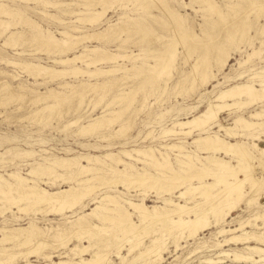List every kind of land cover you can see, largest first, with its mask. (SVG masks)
<instances>
[{"label": "rangeland", "instance_id": "1", "mask_svg": "<svg viewBox=\"0 0 264 264\" xmlns=\"http://www.w3.org/2000/svg\"><path fill=\"white\" fill-rule=\"evenodd\" d=\"M0 1L7 3L11 9L19 10V14L0 16V19L6 20L0 27V32L3 28L6 29V33L0 35V174L7 178H9L8 173L14 171L27 176L35 163L45 164L55 157L99 156L105 158L104 156L108 153H119L126 163L134 166L135 173L142 172L143 167L152 174L167 173L169 171L166 167L157 169L145 159H136L138 160L136 161L123 151L134 153V157H138L135 152L138 148L146 150L152 148L151 150L159 156V151H168L174 166L179 169L181 165L176 159L179 150L171 149L169 145L182 143L190 147L192 152L198 151L200 155H205V151L199 150L192 143L194 138L212 134L217 131L221 123L231 125L237 115L249 118L253 111L264 108V102H258L248 107L226 110L222 113L220 121L211 124L206 130H197L190 135L177 134L179 127L174 125L177 120H187L200 114L218 93L234 84L250 81L256 87H262L261 84L264 81L262 77L253 80H250V77L254 74L264 76V0H214L225 14L224 19L217 11L209 10L201 0H47L48 2L41 0L34 3L23 0ZM85 5H89L92 10L102 11L105 8L107 11L101 18L89 21L90 15L85 10ZM173 12L178 15L172 17ZM135 17V20L131 19ZM244 20L249 24V31L236 30L237 25L245 28ZM110 25L112 30L109 33H103L104 29ZM48 30L52 31V35L57 38L58 45L49 46L44 42L43 34H47ZM63 31H68L69 35H64ZM13 32H16L15 36L10 37ZM204 32L211 38L206 39ZM196 35L200 37H195ZM62 38H71V41L64 45ZM89 48H100L120 56L115 61L106 60L89 65V58L98 57L102 52L99 50V52L91 53L87 50ZM168 50L177 51L170 75L161 70L166 63L164 59H168ZM253 50H258L260 53L251 58ZM77 55L80 58L75 63L67 64V67L77 65L86 70L112 69L113 71L93 76L87 73L74 74L70 71L71 73L67 72L66 75L52 77L32 74L22 65L15 66L8 62L11 60L40 62L59 69L63 65L55 62V59L72 58ZM227 56L228 60L224 66L218 62L222 57ZM196 63L198 68L194 69ZM156 64H159L158 67L153 68ZM134 65L136 67H133ZM81 82L85 83L86 87H82ZM98 82H107V84L92 91L91 84ZM51 88L65 93L75 89L78 93H71L72 95L67 96L59 105H55L56 107H48L42 111L45 105L54 103V100L36 102L34 98L42 92L47 93ZM104 114L119 118L115 123L113 122L114 124L109 123L103 128L83 130V127L92 119ZM121 125H125L126 128L121 129ZM170 129L174 133L164 134V131ZM219 133L223 134V131ZM246 138L249 141L252 139ZM25 152L32 153L25 155L23 154ZM217 155L230 159L223 153H217ZM195 156L192 158V163L197 166L200 162ZM81 162L88 164L85 159ZM231 163L237 168L240 166L235 159H231ZM118 165L119 169L125 168V163ZM55 169L58 173H66L64 167L58 166ZM240 176L244 178L242 174ZM71 177L74 181L72 182L76 184V175L72 174ZM65 178L68 176L65 175ZM30 179H34L50 191L67 188L69 185L68 179L53 175L37 178L31 176ZM129 179L122 178L117 183L108 184H102V180L94 181L97 185L94 189L96 191L93 190L87 194L75 210L67 209L57 212L32 208L27 214L19 212L14 206L12 211L0 213V229L5 225L7 227L17 224L26 226L30 221H35L38 226L48 232V235L43 236H47L48 240L52 239L53 230H61L63 236L58 241L59 245L41 251V253H52L55 261L74 257L78 260L79 254L75 253L81 248L95 241H98L101 246H106V240H109L112 244L109 246L110 254L112 253L110 264H201L206 258H217L216 256L222 250L244 249L246 244L240 243H225L226 245L219 246V242L224 243V239L229 237L230 233L227 235V233H219L218 230L221 227L235 228L239 226L240 221L253 219L264 207V197L255 199L249 206L243 202L242 209L235 211L225 223L210 228L205 227L206 230H200L197 236L189 237L186 232L184 238L176 239L178 246L173 242L174 238L171 237L168 229L165 232H163L164 228L162 232L160 231L161 226H167L168 220L145 222L146 226L155 225L147 227L150 233L143 237L145 239L142 240L143 244L139 242L132 250L133 252L129 251L132 245L129 242L128 244L120 242L122 246L119 242L115 243L117 239L119 241V238L123 237L125 232L115 228L116 221H105L107 231L98 227H96L98 230L91 228L92 234L96 232L91 240L77 238L78 231L89 228L86 226H90L93 222L101 223L99 218H95L97 216L91 215L87 216L88 222H85L83 226L75 225L77 218L91 211L96 206L95 201L107 193L121 196L120 200L123 199L124 204H126L125 199L141 202L144 197L148 207L162 205L163 199L160 196L165 195L163 198L169 196L164 193L169 186L163 182L157 184L150 182L142 186L140 182L134 184L132 178ZM204 179L212 181V177ZM197 182L198 179L194 178L191 183L197 184ZM248 188L249 185L245 181L244 189ZM192 199L191 204L194 203ZM45 208L47 205L41 207V209ZM130 211L133 212L131 221L144 227L145 224L143 225L139 218L140 214L133 209ZM124 215L123 213L119 215V219H124ZM257 223L261 224L264 230L262 220H257ZM73 227L76 229L73 230ZM157 227L160 229L158 232ZM239 231L238 233L242 232ZM0 233L2 238L3 233ZM153 237H160V241L167 242L163 259L135 261L134 256L141 251L146 252ZM134 238L136 237L131 236L132 240ZM252 244L255 243L252 242ZM7 246L10 247L11 244L0 241V252ZM31 247L33 246L30 245L28 248ZM73 248H76L75 251L72 250ZM94 248L96 247L89 248L83 257L90 258L92 252L96 251ZM1 254L0 259L3 257ZM123 255L126 257L125 263L121 261ZM30 259L36 263L43 260L36 253L31 254ZM226 260L223 264L234 263L229 259ZM18 263L22 262L18 261Z\"/></svg>", "mask_w": 264, "mask_h": 264}, {"label": "bare ground", "instance_id": "2", "mask_svg": "<svg viewBox=\"0 0 264 264\" xmlns=\"http://www.w3.org/2000/svg\"><path fill=\"white\" fill-rule=\"evenodd\" d=\"M23 1L26 2L33 1L34 3V1L38 2L41 0H23ZM201 1L204 4H206L209 10L217 11L221 15V17H223V19L225 18V14L218 8L214 0H201ZM44 2H48V1L44 0ZM85 6H86L85 10L88 11V14L90 15L88 18L89 21L101 18L102 16L105 15L107 11V9L105 8L102 11L100 10L97 11V10H92L89 7V5H85ZM10 14L13 15L19 14V10L11 9L7 3L0 1V16L10 15ZM175 15L178 14L173 12L172 17H176ZM131 19L135 20L136 17ZM5 21L6 20L4 19H0V27L1 24L4 23ZM10 25H12V23ZM179 25L182 24L179 23ZM244 25L245 28L247 27V29L237 25L236 30L249 31V24L246 20H244ZM111 30L112 28L110 25L108 28L104 29L103 33L105 34L109 33ZM4 32L6 33V29L3 28L2 31L0 32V35L3 34ZM62 33L64 35H69L68 31H63ZM15 34L16 32H13L12 34H10V37L15 36ZM195 37H200V36L196 35ZM204 37L206 39L211 38V36L206 32H204ZM71 38H65V39L62 38V44L64 45L69 44ZM43 39L44 42L47 43L49 46L58 45L56 43L57 38H55L54 35H52V31L48 30L47 34L46 33L43 34ZM87 50L91 53H96L102 49L89 48ZM167 52H169L168 59L167 60L164 59L166 63L161 70L162 72L166 71L168 75H170L172 73L173 61L175 60V57H177L176 56L177 51L168 50ZM258 53H260L258 50H253L250 57L253 55H257ZM119 56L118 54H111L106 50H102V52H100V56L90 57L88 64L95 65V63L97 62H103L106 60L115 61L117 58H119ZM79 58H80L79 55H77L72 58L67 57V58L55 59L54 60L55 62L63 65V67L59 69L53 68L48 65H44L40 62H32V61L16 62L12 60L8 62L15 64V66L22 65L32 74L43 75V76L50 75L52 77L62 74L66 75L67 72L71 73L70 71H73L74 74L87 73L89 76H93L98 73L99 75H101V73L103 72L108 73L110 71H113L112 69L86 70L77 65L67 67V64L75 63L76 60ZM227 60H228V56L226 58L222 57L220 60H218V62H220V64L224 66ZM159 64L153 65V68L158 67ZM161 65H162V61H161ZM133 67L136 66L134 65ZM197 68H198V63L194 65V69ZM257 77H262L264 80V76H260L257 74L252 75L250 77V80H253ZM204 78L207 77L204 76ZM82 83L83 82H81V85ZM103 84L106 85L107 82L104 83L98 82L91 84L92 91H96L97 88H99ZM261 85L262 87L258 88L253 82L249 81L245 83L244 82L237 83L228 87L225 90H222L214 97L210 105L206 107L200 114L187 120H177L174 124L179 127L178 128L179 130L176 131L177 134L181 133V134L190 135L192 132L197 130L199 131L206 130V128L209 127L211 124L220 121L222 113L226 110L232 108H238V109L244 108V107H248L249 105H252L253 103L264 102V81L262 82ZM84 86L86 87L85 83H83L82 87ZM71 93L72 94L78 93V91H76L75 89H71L70 92L65 93V92L56 91L55 89L51 88L47 93H43V92L40 93V95L35 97L34 100L36 102L46 101L48 99L54 100L53 101L54 103L45 105L41 109L43 111L48 107H54L55 105H59ZM81 94L83 93L81 92ZM112 116L113 115L107 116V114L98 116L92 119L88 123V125L84 126L83 130L88 131V130L100 129L101 127L103 128V126L109 123H113V122L115 123L119 117L118 116L112 117ZM125 128H126L125 125H121V129H125ZM221 131H223V134L219 133ZM165 133H174V132L172 129H170L164 131V134ZM246 137H251L252 139L249 141L247 140ZM192 143H194L199 150L205 151L206 154L200 155L198 151L192 152L190 150L191 149L190 147L182 143H173L169 145V148L171 149L177 148L179 150V154H176L177 155L176 159L181 165L179 169H177L174 166L170 158V153L168 151H164V152L159 151L160 154L159 156L155 154L153 150H151L152 148H149V150L138 148L135 149V152L137 153L138 157H134L133 155L134 153L132 154L127 150L123 151L124 154H126L132 159L133 158H135V160L145 159L147 163L156 167L157 169L158 167H163V168L166 167L169 172L167 173L164 172L162 174H159L160 172L152 174L145 167H143L142 172L135 173L136 172L135 169L133 170L134 166L130 165L129 163H126L125 159H123L119 155V153H108L104 156L105 158H100L99 156L55 157L53 159H50L45 164L41 162L35 163L28 171L27 176L21 174L18 171L8 173L9 178L0 174V213H4L7 210L12 211V208L14 206L18 208L19 212L27 213V214L28 212H30L32 208H37L38 210H42V211H57V212H62L67 209L75 210V208L81 204L82 200L85 199L87 194L91 193V191H93L97 187L96 183H94V181L96 180H102V184L117 183L119 179L122 178L123 179L132 178L134 184L135 182H140L141 185L142 184L145 185L150 182H152L153 184L163 182L169 186L167 190H164L166 191L164 193L169 194V196L163 198V196L165 195H161L160 197L163 199L162 205H154L153 207H148L146 205V203L144 202L145 200L144 197L142 198L141 202H135L133 200L125 199L124 201L126 204H124L122 203L123 199L120 200V198H122L121 196H115L107 193L101 196V198H99L97 194V197L99 199L97 201L94 200L96 202V206L92 208V210L89 211L88 213H85L84 215L77 218L75 225L83 226L85 222H88L86 221L87 216H91V215L97 216L95 218H99L101 223L93 222L90 226L89 225L86 226L89 228H83L82 230L78 231L77 238L79 239L88 238L91 240L93 239L92 235L96 233L95 232L92 234L91 233L92 229L98 227V229L100 228L107 231L108 227L105 226L106 224L105 221H111V222L116 221L115 228H119L121 231L125 230V232L124 235L122 234L123 237L119 238V241L117 239L115 243L118 244L117 242L119 243L121 242L123 244V242L125 243L127 242L128 244L129 242L130 244H132L129 251H132L133 249L136 248L139 242L142 243L143 242L142 240H145L143 239V237L147 236L150 233L148 231L149 228L147 227H151L155 225V224L154 225L151 224V226H146L145 222L146 223L147 221L160 222V220L161 221L168 220L167 226H161V230L158 229V227L156 228L158 229L157 232L159 230L162 232L163 228H164L163 232H165V230L168 229L170 231L171 237L174 238V240L172 239L173 242L176 243V245L178 246V241L176 239L185 236L184 234H186V232L188 233L189 237L195 235L197 236L199 231L204 229L205 227L210 228L211 226H215V225L219 226L220 224L225 223L228 217H230L235 211L242 209L243 202L247 203V205L249 206L253 201H255V199H260L264 197L263 196L264 195V108L253 111L249 118H245L243 115H237L231 125H226L221 123L219 124L217 131L213 132L212 134L208 133L206 136L196 137L193 139ZM132 152H134V150ZM31 153L32 152H25L23 154L30 155ZM193 153L194 155H196L195 158L200 162L199 165L197 166H194V164L192 163V158L194 157ZM217 153H223L226 156H229L230 159H225L224 157L218 156ZM84 159L86 160V162H88V164H83L81 162V160ZM231 159H235L239 163L240 165L239 168H237L234 164L231 163ZM149 160L150 162H148ZM119 163H125L124 165L125 168L119 169L118 168ZM58 166L64 167L66 169V173H58L55 169ZM72 174H75L77 177L76 184L73 183L74 181L72 180L73 178L71 177ZM241 174L244 176V178L240 176ZM44 175L64 177V179H68L67 183H69V185L67 188H59L58 190L50 191V189L48 190L47 188L39 185L38 182L35 181L34 179H30L31 176H35L37 178L39 176H44ZM65 175L68 176V178H65ZM205 177H212V181L210 180L206 181L204 179ZM194 178L198 179L197 184L191 183ZM245 181L249 185V188L247 190L244 189ZM162 191L159 192L161 193ZM144 195L146 196V194ZM188 198L191 199L193 198L192 200H194L193 201L194 203L191 204V199L188 200ZM43 205L45 206L47 205V208L41 209ZM129 208L130 210L133 209L134 211L140 214L139 218H141V223L145 224L144 227H141L140 224L131 221L130 217H131V213L133 212H131ZM122 213L125 214L124 219H119ZM73 220L71 221L73 222ZM257 220H262V223H264V207L261 212L256 213L253 219L240 221L239 226L235 228L227 229L226 227H221L218 230L219 233H227V235L230 233V235L229 237L224 239V243L219 242V246L230 243L232 244L240 243V244H246V247L242 250H237V249L222 250L216 256L217 258H206L201 262V264H223L227 261L226 259H229L230 261L234 262L231 264H240L242 262H248L251 264H262L264 262V230L261 224L257 223ZM249 226H251L252 228L248 229L247 227ZM255 228L260 230H257ZM75 229L76 228H74L73 230ZM98 229L96 228L95 230ZM120 230L118 231L120 232ZM239 230L242 232L238 233ZM0 232L3 233V237L0 238V241L9 242L11 244L10 247L8 246L3 247V249L1 250L2 252L0 253L3 254V257L1 254L2 258L0 259V264H110L112 262L110 256L112 253L110 254L111 251L109 250L110 249L109 246L112 244L109 242V240H106L107 241V243H105L106 246H101L99 245L100 243L98 241H95L94 243L91 242L90 245L81 248L79 252L75 253L77 255L79 254L78 257L80 258L78 260L74 259L75 258L74 257L68 259L67 258L61 259L60 261H55L53 259L52 253H41V251L49 248L52 249L59 245L58 241L63 236V232L61 230L59 229H55V231L53 230V235L51 236L53 240L49 239L51 241L47 239V236L43 237L44 235H48V232L44 231L40 226H38V224L35 221H30L29 224L26 226L17 224L15 226L7 227L5 225L0 229ZM131 236H135L136 238L132 240ZM115 238H117L116 235ZM99 241L102 242L101 240ZM150 241L152 242L147 246L146 252L141 251L140 253L134 256L135 261L141 259L142 260L145 259V261L146 259H151V261H155L163 257V253L167 242L164 240L160 241V237H156ZM252 242H254L255 244H252ZM121 243L119 245L122 246ZM30 245H32L33 247L28 248ZM91 247L92 248L96 247L94 248L96 249V251L94 250L92 252V256L90 258L83 257V254H85L86 251L88 252L89 248ZM74 249L76 248H73L72 250ZM33 253H36L39 257L41 256V258L43 259L42 262L39 263L33 262L30 259V255ZM146 255L147 258H145ZM125 258L126 257L123 255L121 257V261L124 262ZM18 261H21L22 263H18Z\"/></svg>", "mask_w": 264, "mask_h": 264}]
</instances>
